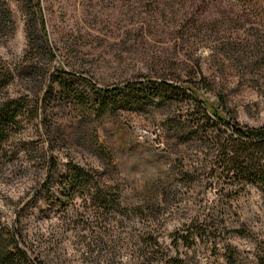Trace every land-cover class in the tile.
<instances>
[{"label":"rangeland","instance_id":"rangeland-1","mask_svg":"<svg viewBox=\"0 0 264 264\" xmlns=\"http://www.w3.org/2000/svg\"><path fill=\"white\" fill-rule=\"evenodd\" d=\"M30 1L0 0V67L12 76L0 102L17 101L22 112L0 147V223L20 213L27 244L48 264H142L133 234L138 220L132 241L127 226L119 228L118 241L95 256L56 205L34 200L43 158L52 156L95 172L122 204L159 198L152 209L158 219L147 227L167 256L185 253L184 264H256L264 248L261 195L251 187L229 193L232 185L200 175L203 152L194 143L175 146L162 129L173 109L168 102L149 97L110 112L102 91L201 77L208 88L201 98H219L241 124L263 126L264 2L38 0L39 33ZM34 106L45 115L33 117ZM222 197L230 202L220 204ZM205 214L224 219L208 235L214 245L171 243L186 220Z\"/></svg>","mask_w":264,"mask_h":264},{"label":"trees","instance_id":"trees-1","mask_svg":"<svg viewBox=\"0 0 264 264\" xmlns=\"http://www.w3.org/2000/svg\"><path fill=\"white\" fill-rule=\"evenodd\" d=\"M253 1L245 0L253 6L264 2ZM30 2L35 18L33 29L35 32H43L38 0ZM37 22L40 26L38 30ZM43 40L46 45L44 36ZM11 77V73L1 66L0 90L9 84ZM134 85H125L115 93L117 95L113 93L114 90L102 91L106 108L112 112L119 106L123 109L140 106L149 97L168 102L173 109L169 116L165 117L162 129L175 146L194 143L203 152L200 175L206 180L212 179L216 183L232 185L229 193L237 194L248 187L254 188L264 199V125H243L219 98H213L214 104L201 98L208 95L207 84L201 77L178 86L166 81L154 82L149 85L150 88L136 92ZM150 91L154 94L149 95ZM61 95L63 89L59 86L57 97L60 98ZM19 107L17 101L0 102V147L6 141L9 127L15 125L18 117L22 116V112H18ZM32 111L33 117L40 112L45 115L44 107L39 111L34 106ZM5 152L2 153L0 149V154ZM42 169L43 176L32 197L36 201L43 200L56 205L61 213L60 219L71 226L70 231L75 234L83 232L79 238L85 242L86 254L95 252V256H98L101 250L107 247L111 249L112 244L118 241L115 231L127 226V240L132 241L130 232L136 231L133 233L134 242L137 244L138 258L142 264H184L186 261L185 253L175 251L173 256H167L157 240L155 230L147 227V224H152L158 219L152 212L155 207L153 204L159 206L161 201L156 196L151 200L139 199L134 204L125 205L113 187L99 184L95 172L79 165H60L52 156H48L43 158ZM228 199L222 197L220 204L229 203ZM19 214L14 212L9 224L0 223V264H48L39 260L34 255L33 246L27 244L23 228L19 224ZM217 219L205 214L201 218L186 220L182 230L172 234L171 243L181 244L185 249H189V244L194 243L195 239L214 245L215 240L208 235L215 232L218 226L224 225L223 218H219V222ZM136 220L140 225L133 231V222ZM256 264H264V248L259 249L256 254Z\"/></svg>","mask_w":264,"mask_h":264}]
</instances>
